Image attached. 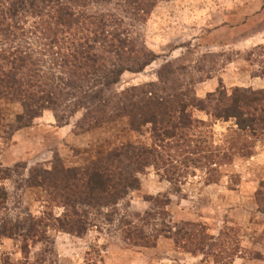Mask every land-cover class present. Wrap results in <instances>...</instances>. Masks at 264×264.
<instances>
[{
	"label": "trees",
	"instance_id": "1",
	"mask_svg": "<svg viewBox=\"0 0 264 264\" xmlns=\"http://www.w3.org/2000/svg\"><path fill=\"white\" fill-rule=\"evenodd\" d=\"M163 0H0V99L19 103L15 125H30L50 111L58 125L79 113L81 131L127 118L139 130L149 124V143L121 142L95 159L64 166L55 156L50 167L36 165L28 172V186L46 192L38 217L0 216V237L20 242L22 253L31 245L54 243L46 229L82 237L96 225L116 219L117 204L139 187L138 174L152 167L173 193L195 171L204 183L219 179V166L234 156L250 157L264 138V88L221 85L205 97L195 94L192 72L172 61L160 65L156 79L117 90L125 71L140 72L158 56L148 49L132 27L145 22ZM167 1V0H166ZM247 59L254 76L264 77V43ZM195 110L206 113L202 120ZM231 121L221 143H214L212 125ZM23 165L0 163V215L7 209L4 180ZM152 208L135 220L122 216L117 230L134 246H154L159 236L193 254L209 256L212 264H229L240 252L238 230L222 228L217 236L201 223H172L166 206L168 194L145 197ZM264 213V179L254 193ZM54 207L62 208L59 215ZM256 256L264 257L256 253ZM3 264H11L4 260Z\"/></svg>",
	"mask_w": 264,
	"mask_h": 264
},
{
	"label": "rangeland",
	"instance_id": "2",
	"mask_svg": "<svg viewBox=\"0 0 264 264\" xmlns=\"http://www.w3.org/2000/svg\"><path fill=\"white\" fill-rule=\"evenodd\" d=\"M132 30L158 56L140 72L125 71L117 90L155 80L158 68L166 61L192 72L198 98L221 85L226 89L264 88V77L254 76L255 65L247 59L264 43V0H163ZM20 113L19 103L0 99V163L9 168L24 166L17 169L22 174L4 180L8 197L1 217L23 219L42 213L46 192L25 181L36 165L50 167L55 156L64 166L82 165L121 142H150L149 124L136 130L127 118H120L81 131L76 125L79 113L58 125L52 113L45 111L30 125L8 130ZM194 115L208 118L200 110ZM231 125V121L213 123L214 143H221ZM219 171L217 182L210 184L195 171L176 194L165 179L147 167L138 174L139 187L117 204L112 224L93 226L82 237L47 228L46 236L54 241L49 246L52 253L45 252L48 245L41 243L31 245L28 254L22 253L19 241L0 237V264L4 260L11 264H212L209 256L183 250L170 237L159 236L151 247L134 246L123 239L116 229L119 219L129 216L135 220L137 214L152 208L145 197L158 194L170 198L166 211L172 223H201L214 236L225 226L237 229L240 252L229 264H263L256 253L264 257V213L257 209L254 193L264 179V138L256 143L250 157L234 156L230 163L219 166ZM61 212L62 208L54 207L55 215Z\"/></svg>",
	"mask_w": 264,
	"mask_h": 264
}]
</instances>
